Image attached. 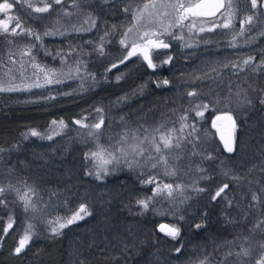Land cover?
Returning <instances> with one entry per match:
<instances>
[{
  "label": "trees",
  "instance_id": "16d2710c",
  "mask_svg": "<svg viewBox=\"0 0 264 264\" xmlns=\"http://www.w3.org/2000/svg\"><path fill=\"white\" fill-rule=\"evenodd\" d=\"M142 2L85 0L81 9L85 16L91 14L96 26L91 31H70L66 36L49 38L53 42L48 50L53 55L60 51L66 53L70 45L79 51L80 57H72V61L79 57L85 62L81 75L95 74V83L91 78L86 79L81 90V80L72 79L38 90L0 92V149L4 150L0 152V179H10L9 174L13 172L15 179H32L44 191H54V201L59 205L54 214L60 216L73 213L78 202L75 196L84 194L91 213L62 229L60 235H34L17 254L15 248L25 217L19 206L12 205L9 210L15 223L6 235L2 232L4 238L0 239V257H14L20 260L19 264H195L209 255L214 259L216 244L238 236L235 230L230 229L233 213L226 207L225 194L230 190L239 197L234 191L236 187L245 188L246 183L251 187L243 193L249 212L257 208L260 219L264 218V193L261 192L264 188V105L259 103V98L264 94V67L253 71L264 61V37H258V33L264 31V7L259 8V18L252 26L253 30L245 37L237 38L239 46L236 48L230 47L228 43L233 33L217 29L185 39L183 43H190L191 47H183L181 41L173 40L168 49L155 50L153 62L158 65L168 56L173 57L168 64L156 69H149L146 62L133 57L106 73L105 69L111 67H108L109 64L126 54L119 44L130 21V17L123 12L124 7L130 4L134 8ZM237 13L234 31L240 29L239 19L253 14L250 0H239ZM106 32L110 33L105 44L109 55L100 57L94 48ZM249 36L257 39L245 45L244 41ZM4 39L0 36V44ZM30 43L32 39L29 37L27 45ZM8 54L0 55V59L6 62ZM53 55L46 56L44 49H41L37 60L48 66H56L60 61L58 57L53 59ZM249 56L254 57L250 67L243 71L231 69L232 63L239 64ZM224 65L229 67L225 68ZM121 73L124 74L123 78L118 81L116 77ZM165 79L169 83H161L158 87V82ZM145 85L143 92H140L141 86ZM190 91L199 95L190 98L187 95ZM237 93L240 95L237 96ZM245 93L253 103L251 107L231 113L238 119L234 135L235 150L229 153L212 127V118L216 113L236 109ZM48 96L55 99H44ZM124 97L127 98L122 99ZM200 103L210 105L203 120L196 117V111L203 109L194 107ZM189 107L194 110L189 114L187 123L196 125L200 139L195 148L191 144L187 146L192 153L191 160L194 157L196 159L192 162H197L198 167L205 171H197L193 178L187 180L185 195L189 199L184 202L185 205L167 208L168 211L161 215V201L156 197L149 209L142 211L136 201L152 196L153 188L156 187V184L141 183V180L155 174L149 172L141 176V172L145 171L143 169L133 171L120 168L117 173H111L103 180L85 175L92 169V162L85 160V153L93 144L82 139L86 130L75 124V120L91 117L99 108L103 109L101 115L111 128L122 122V117L124 123L121 129L137 121H140L138 124L158 121L159 117H169L170 126L174 127L178 122H173L184 115V109ZM54 120H63L67 125L59 135H53L54 131H60L58 125L50 127ZM33 129L45 137L52 135L53 138L49 140L31 136ZM193 152L198 154L193 155ZM209 153L213 158L205 159ZM225 171L229 173L227 177L223 175ZM157 172L161 173L164 182L181 184V178L177 175L168 177ZM201 175L207 179H200ZM232 177L240 179L236 181ZM245 179L248 182L243 183ZM225 183L229 184L225 194L212 201L211 196ZM197 187L205 191L197 192ZM253 193L260 197V203L252 200ZM176 200H181V197ZM65 201L68 202L67 210ZM251 204L256 206L249 208ZM179 214H182L183 220ZM160 219H167L180 228L177 240L158 232L156 224ZM6 221L7 210L0 207L1 231ZM196 224H202L203 227L197 229ZM259 234L260 243L264 242V225ZM7 235L10 237L9 246L4 244ZM39 238L45 239L35 242ZM56 238L57 241L50 240ZM181 245V252H175V248ZM40 250H53L52 253L57 254V257L46 260L40 257V262L31 263L30 254Z\"/></svg>",
  "mask_w": 264,
  "mask_h": 264
},
{
  "label": "snow or ice",
  "instance_id": "6c2138e0",
  "mask_svg": "<svg viewBox=\"0 0 264 264\" xmlns=\"http://www.w3.org/2000/svg\"><path fill=\"white\" fill-rule=\"evenodd\" d=\"M105 3L108 0H104ZM68 3V0H0V14H3V18H0V36L8 39V37L26 36L32 39V43L26 45L24 49L19 53L20 59H13V54L9 52L7 61L0 59V92H13V91H28L31 88H44L46 85L62 84L64 81L72 79L81 80V90H83V82L86 79L91 78L95 83V74L88 73L86 76L81 75V66L83 61L78 57L73 62L72 57L76 55V49L71 45L69 46L68 52H57L53 55L51 52L44 49V38L48 36H66L68 32H81L91 31L96 26V20L92 18L89 13L83 22L77 26L71 24L68 27L63 20H70L71 17L79 15L81 8L85 5V0H71L69 7L76 11H69L68 7L64 5ZM238 3L239 0H143L142 3L136 5V7L129 6L124 7L123 12L126 15H131V23L128 28L124 30L123 36L119 41V44L123 51H126V55H123L122 59H118L117 63L111 64L110 68L105 69V72H111L116 69L119 65L125 64L130 58L138 57L143 62L147 63L149 69H156L162 64H168L173 57L168 56L166 60L158 65L153 62V56L157 49H168L171 41L179 40L182 42L183 47H191L190 43H183L185 40V31H187L189 37L193 34L213 32L217 29L228 30L232 32L229 40V46L236 48L238 47L237 38L245 37L247 33L253 30L254 22L259 18V8L264 7V0H250V5L253 14L247 15L243 19H240L239 31H234V21L238 18ZM19 4L20 7L24 8L27 15L34 20H39L42 17L35 14H47L55 10L59 6L60 11L57 13L55 19L52 20L51 25L46 27L45 31L40 33L26 27L25 22L20 19L18 15H14V5ZM30 10V11H28ZM222 21V22H221ZM14 24V26H12ZM89 25V27H85ZM116 26L114 25L113 28ZM180 32L177 35L176 31ZM110 33H105L104 36L100 37V42L94 48V51L98 53L100 57H106L109 53L105 50L106 38ZM258 37H264V31L258 33ZM257 37L249 36L245 41V45L251 44ZM167 41V42H166ZM13 41L8 39V43L11 44ZM41 49H44V54L53 55V59L60 58L61 68H50L46 64H41L37 60V54ZM254 57L249 56L242 62L232 63L231 69L234 71H243L244 69L251 66ZM67 66V71H64V67ZM227 68L229 65H224ZM264 67V61H261L253 71L259 70ZM31 70V71H30ZM215 71V69H213ZM123 73L118 75L116 79L119 81L123 78ZM219 75V73H217ZM43 78V83H41ZM17 80L20 83H17ZM31 80V83L26 81ZM167 85L169 81L167 79L160 84ZM145 86H141L140 92H143ZM231 92V89L229 90ZM64 95H71V93H64ZM190 98L197 97L199 93L190 91L187 93ZM237 96L240 93L236 94ZM124 97L122 99H126ZM44 99H55L53 96L44 97ZM217 101L216 103H219ZM252 100L244 94L242 100L238 101L236 109H229L224 112L223 115H217L212 121V127L218 128L219 121H228L230 134L227 138L221 135L224 149L232 153L234 152L235 138L234 133L237 128V119L231 114L232 111H239L245 107L252 106ZM259 103L264 105V94L259 98ZM191 104V101H190ZM195 108L203 109V111H196V117L203 120L204 113L210 107L208 103H200L194 106ZM194 110L193 107L184 109V115L177 118L180 127L168 128L167 123L163 122L156 125L154 128H143L142 126L137 129L125 128L119 133V138L116 139L113 136L108 137V143H103L104 131L103 126L105 124V117L101 115L103 109H96V114L100 115V119L96 123L88 124L84 123V120L90 119L91 117H84L82 119L75 120L74 123L79 125L81 129H85L86 132L83 134L82 139H86L93 144V149H90L85 153V160L92 162V169L87 171L85 175H95L97 180H103L105 176L110 175L117 167L123 165L127 168L135 171L136 169H143L141 176L147 175L149 172L155 173L149 175L148 179L141 180L142 184L151 185L156 184L153 188L152 196L136 201L141 206L142 211L148 210L152 202L157 196H161L166 193V198L173 199L174 193H178L181 197L180 203H184L189 197L184 195L185 185L183 184H164L159 181L161 173L157 172V169L163 167V176L175 177L177 170L172 166L170 160H172V150L182 149L187 144H191L195 148L196 142L200 139L199 131L195 124H188L189 114ZM217 111L219 109H216ZM123 121V117L121 118ZM59 126L60 131H54L53 135H59L67 125L63 120L52 121L50 127L55 128ZM143 132V135H141ZM31 136H40L42 139L47 138L51 140L52 135L43 136L35 129L31 130ZM193 137L195 139H193ZM25 135V139H27ZM4 151L0 149V152ZM198 153L193 152V155ZM179 157H176L178 159ZM212 155L209 153L205 159H212ZM197 171L203 173L205 170L197 167ZM225 177L229 175L227 171L223 173ZM200 179H207L201 175ZM233 180L239 181V177H232ZM195 184V182H194ZM229 188V184L225 183L222 187H219L214 195L211 196L212 201H216L222 197L226 190ZM197 192H204V188H195ZM264 193V188L261 189ZM15 193L16 202L22 205L24 213L34 214L31 219H36L35 214L39 213L41 217L50 214L52 205L48 202H42V198L39 195L38 190L27 184L26 181H17L15 184L9 182L7 185L0 184V206H7V201L3 197L5 194ZM55 195V193H53ZM227 199V197H224ZM252 200L256 203H260V197L256 194H252ZM67 201L64 203V207L67 210ZM229 206L233 204L232 200L228 201ZM239 207V205H236ZM256 205L251 204L249 208H254ZM59 207V205H57ZM88 207L85 204H80L79 208L70 217H55L53 219L44 221L51 230L53 235H60L61 230L68 226L76 223L77 221L83 220L89 216ZM164 215V213H161ZM248 213H245L247 217ZM184 219L183 216L180 217ZM15 221L12 216H9V221L4 227L3 232L5 235L13 228ZM264 225V218L257 220L256 224L250 229V232L255 233L261 229ZM195 227L200 229L203 227L202 224H196ZM35 225L28 223L25 227V234L21 236L18 246L15 248V252L19 254L25 246L29 243L36 232L34 231ZM160 231L164 232L166 236L171 237L173 240H177L180 236V228L176 226L160 225ZM4 237H0L3 239ZM240 241V237L233 241L226 242L230 245H237ZM249 243V237H243V243L240 244L238 251H229L224 254V257L218 264H227V261L231 257H235V264H251V257L253 256L254 249L251 246H244ZM181 247L175 248V252L180 253ZM260 249L259 258L256 259L255 264H264V242L259 243ZM199 264H209V257H204L203 260L199 261Z\"/></svg>",
  "mask_w": 264,
  "mask_h": 264
},
{
  "label": "rangeland",
  "instance_id": "374dc122",
  "mask_svg": "<svg viewBox=\"0 0 264 264\" xmlns=\"http://www.w3.org/2000/svg\"><path fill=\"white\" fill-rule=\"evenodd\" d=\"M70 3H71V0H68V3L65 4L64 6L68 7L69 11L75 12L76 11L75 9H72L71 7H69ZM28 11H30V10H28ZM59 11H60V8H59V6H57L55 8V10H53L50 13L35 14V15L41 16L42 18L39 20H34L27 15V12L25 11L24 8L20 7V5L17 4V5H14L13 14L18 15L20 17V19L25 22L26 27H31L35 31L42 33L45 31L46 27H49L51 25L52 20L56 18L57 13ZM128 16L130 17V19H129L130 21L127 23L126 28H128L130 23H131V15H128ZM237 16H238V13H237ZM86 17H88V16H85V14L83 13V11L81 9L79 12V15H75V16L71 17L70 20H63L62 23H64L68 27H71V24H76L77 26H79ZM0 18H3V14H0ZM12 26H14V24ZM239 28H240V19H239ZM218 30H221V29H218ZM174 31H176L177 35L180 34V32L178 30L174 29ZM184 35H185V39L189 40L193 35H196V34H193L192 36L189 37L187 31H185ZM58 36H60V35L48 36V38L45 37L44 41H43L44 49L49 51L48 49L51 48V45L53 42V40H51L49 38H56ZM8 39H11L13 42L11 44H9ZM8 39H4V41L0 44V55L3 56L5 53L11 52L13 54L12 58L15 60H19L20 59L19 53L29 43V37L16 36V37H8ZM49 46H50V48H49ZM66 51L68 52L69 48H67ZM79 55H81V53L79 51H76V55H74L73 57L79 56ZM122 58H123V56H120L118 59H122ZM58 59L60 61L59 57H58ZM38 62H40V61H38ZM117 62H118V60L113 62V63H117ZM40 63L43 64L42 62H40ZM113 63H111V64H113ZM111 64H109L108 67H110ZM49 67L60 69L61 68V61L56 66H49ZM84 69H85V62L81 66V72H83ZM67 70H68L67 66H65L64 71L66 72ZM26 82L31 83L32 81L28 80ZM40 82L43 83V78H41ZM17 83H20V81L17 80ZM47 86L48 85H46L45 88ZM38 89H42V88H31L28 91L38 90ZM223 114H224V112L216 113L213 116L212 121L215 119V117L217 115H223ZM99 119H100V115H97L96 111H95L93 113V115L91 116L90 120H84V123H88V124L96 123L99 121ZM157 120L158 121H149V122H145L142 124H138L140 121H137L136 123L131 124L130 126L126 125L125 128L137 129V128H140L142 126L143 128H149L150 129V128H154L156 125L163 123V122H168L167 127L172 128V126H170L169 117H165V118L159 117ZM122 123H124V121H122L120 123L118 122V124L116 126L111 128L109 126V123L105 120V124L103 126L104 137H103L102 142L107 144L109 136H113L116 139H118L119 138L118 134L124 130V128L121 129V127H120V126H122ZM217 123H218V128H214V129H215L217 135L219 136L220 140H221V135H224L225 138H227L230 134L229 122L225 120V121H219ZM174 127L178 129L180 127L179 122ZM141 135H143V132H141ZM234 135H235V133H234ZM222 143H223V141H222ZM90 149H93V147ZM171 155H172V160H170V163L177 170V176H178V178H181V179H179L181 181L180 183L186 186L187 180L190 177L193 178L194 173L197 174V167H198L197 162H195V161L192 162V160H196V159L194 157L191 160L192 153L190 152L187 145L185 147H183L182 149L173 148ZM176 157H179V158L176 159ZM120 168H127V167L121 165V166L117 167V169L115 171H113L112 173H115ZM156 171H160L163 173V167H161L160 169H157ZM1 174L4 175V173H1ZM9 176H10V179L1 178L0 184L7 185L9 182H12L15 184L17 181H20L18 179H15L16 177L14 176L13 172L10 173ZM93 176H95V175H93ZM24 181H26L27 184L35 187L38 190L39 195L42 198V202H48L53 207H52V209H50V214L44 215L43 217H41V215L39 213H37V214H35L36 219L33 220V219H31V217L34 214L28 213L26 215L24 213L22 205H20L16 202L15 193L5 194V196L3 198L6 199V201L8 202L7 206H0V207L7 210V221L6 222L8 223L9 216H12V212L9 210L12 205L19 206L21 208V210L23 211V213H24L23 215L25 217V220H23L24 223H23L22 233H21L20 237L18 238L17 246H18V243H19L21 236H23L25 234V227L28 223H33L35 225L34 231L36 232L37 237H40V235L43 236L45 234H49V233H51L50 227L44 221L53 219L55 217H65V218L70 217L79 208L80 204L86 205L89 202L88 199L85 198L84 194L80 193L77 196H75V199L78 200V202H77V205L75 206L74 212L60 216V215H58V213L54 214V212L56 211V207H57L56 202L54 201V197H55V195H53V193H55L54 191H51V192H49L47 190L44 191L43 187L39 186L32 179H22L21 180V182H24ZM159 181L164 183V184H173V186L176 185L175 183H172V182H164L160 176H159ZM242 182L246 183L248 181H247V179H245V180H242ZM246 184H247L246 187L243 189L236 187L234 192L237 195H239V197H236V195H234L233 192H231L230 190H229L228 194H225V196H227L226 207L233 213V222H232V226H230V229L235 230V232L238 235V236H235L233 240L237 239V237H240V241L235 246L227 244L226 242L222 243V244H216L214 246V259H213V257H211L212 255L208 256L209 257V264H218V262L221 261L222 258L224 257L225 253H227L229 251H238L240 244L243 243V237H249V243L244 244V246H246V247L251 246L254 249L253 256L251 257V264H255L256 259L259 258L260 249H259L258 245L260 243V237H259L260 234L259 233H260L261 229L257 230L255 233L250 232V229H252L253 226L256 224L257 220L260 219V217L258 216L259 211L257 208H255V211L252 209V211L249 212L248 204L244 200L243 193L248 191L249 188H251V187H250V184H248V183H246ZM186 189H187V186L185 187L184 195H185V193H187ZM166 196H167L166 193H163L161 196H157L160 198L159 201H161V204L159 205V209H160L159 214L165 213L166 211H168L167 208L175 209L178 206L185 205L184 203H180V200H176V199L180 198V195L178 193H174V202H173V199L166 198ZM7 197H9V198H7ZM200 198L201 197L199 196V199ZM229 200L233 201V204L231 207L228 204ZM188 205H190L189 202H188ZM236 205H239V207H237ZM245 213H248L247 217L245 216ZM181 216H182V214H179V217H181ZM7 223H6V225H7ZM171 225L175 226L172 223H171ZM2 232H3V230L2 231L0 230V236L3 237ZM42 239H45V238L36 239L35 242H41ZM50 240L57 241V238L56 239H50ZM233 240H229V241H233ZM5 243H6L5 246H9V244H10V237L8 235L4 239V244ZM52 246L55 247V245H52ZM52 251L53 250H51L50 252H47V251L42 252V250H40L37 253L33 251L30 254L31 255L30 257L32 259L31 263L40 262V260H41L40 257H44V260L49 259V257L56 259L57 254L52 253ZM3 255H5V254H3ZM203 259L204 258H202L200 260H203ZM235 259H236L235 257L229 258V260L227 261V264H235ZM200 260H198L195 264H199ZM19 261H20L19 259H16L14 257H10L8 255L0 257V264H19L20 263Z\"/></svg>",
  "mask_w": 264,
  "mask_h": 264
},
{
  "label": "water",
  "instance_id": "95a60500",
  "mask_svg": "<svg viewBox=\"0 0 264 264\" xmlns=\"http://www.w3.org/2000/svg\"><path fill=\"white\" fill-rule=\"evenodd\" d=\"M160 225H169V226H172V225H171V222L168 221L167 219H160V220L157 222V224H156V228H157L158 232H160V233L163 234V235H165V233L160 231Z\"/></svg>",
  "mask_w": 264,
  "mask_h": 264
}]
</instances>
